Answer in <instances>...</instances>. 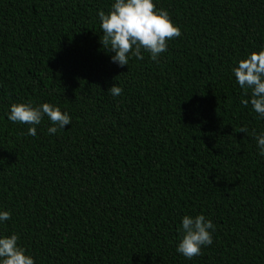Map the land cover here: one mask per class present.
Returning <instances> with one entry per match:
<instances>
[{
  "label": "trees",
  "instance_id": "1",
  "mask_svg": "<svg viewBox=\"0 0 264 264\" xmlns=\"http://www.w3.org/2000/svg\"><path fill=\"white\" fill-rule=\"evenodd\" d=\"M111 2L0 0V233L35 264H264V119L231 73L264 47V0H153L181 35L159 62L123 66L100 40ZM15 102H49L71 124L49 134L45 117L26 135L6 118ZM112 210L138 233L100 232ZM197 213L213 242L187 259L178 228Z\"/></svg>",
  "mask_w": 264,
  "mask_h": 264
},
{
  "label": "clouds",
  "instance_id": "2",
  "mask_svg": "<svg viewBox=\"0 0 264 264\" xmlns=\"http://www.w3.org/2000/svg\"><path fill=\"white\" fill-rule=\"evenodd\" d=\"M99 28L102 31V45L106 46L112 55L111 62L117 66L128 65L129 58L143 59V52L150 55V59L158 61L160 54L168 50V41L181 35L179 25L170 18L166 9L157 8L153 0H112L109 10L97 11ZM235 83L243 90L244 96L240 103L251 106L258 119H264V47L246 53L237 59L231 67ZM111 95L118 96L122 88L112 84L108 90ZM47 118L49 134H57L64 130L65 125L71 124L67 111L49 102H15L8 106L6 118L14 123L27 124L26 135L35 136L36 128ZM239 132L248 134L246 125L239 127ZM257 148V155L264 158V129L252 133ZM121 213L122 206L115 207ZM114 214L101 218L99 230L110 236L129 235L124 225L130 227L135 235L140 230L137 220L133 224ZM10 218V211L0 208V224ZM124 220L118 227L120 220ZM127 223V224H126ZM215 226L210 218L203 213L195 215L185 214L181 217L178 231L181 233L176 244V251L183 257L191 259L201 253L202 248L211 245ZM127 234V235H126ZM128 237V236H127ZM19 236L12 232L7 235L0 233V264H35L34 257L19 243Z\"/></svg>",
  "mask_w": 264,
  "mask_h": 264
}]
</instances>
